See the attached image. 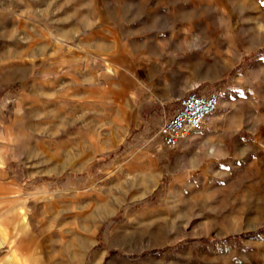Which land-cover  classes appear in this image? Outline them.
<instances>
[{
	"label": "rangeland",
	"instance_id": "obj_1",
	"mask_svg": "<svg viewBox=\"0 0 264 264\" xmlns=\"http://www.w3.org/2000/svg\"><path fill=\"white\" fill-rule=\"evenodd\" d=\"M0 264H264V0H0Z\"/></svg>",
	"mask_w": 264,
	"mask_h": 264
},
{
	"label": "built area",
	"instance_id": "obj_2",
	"mask_svg": "<svg viewBox=\"0 0 264 264\" xmlns=\"http://www.w3.org/2000/svg\"><path fill=\"white\" fill-rule=\"evenodd\" d=\"M220 99V92L201 94L190 91L182 96L174 114L160 128L164 145L177 148L192 132L202 130L217 111Z\"/></svg>",
	"mask_w": 264,
	"mask_h": 264
},
{
	"label": "bare ground",
	"instance_id": "obj_3",
	"mask_svg": "<svg viewBox=\"0 0 264 264\" xmlns=\"http://www.w3.org/2000/svg\"><path fill=\"white\" fill-rule=\"evenodd\" d=\"M219 106H220V104H219ZM219 108H220V107H218V109H219ZM218 109H217V110H218ZM216 112H217V111H216ZM216 112H215V113H216ZM212 117H213V116H212ZM210 120H211V119H210Z\"/></svg>",
	"mask_w": 264,
	"mask_h": 264
},
{
	"label": "crops",
	"instance_id": "obj_4",
	"mask_svg": "<svg viewBox=\"0 0 264 264\" xmlns=\"http://www.w3.org/2000/svg\"><path fill=\"white\" fill-rule=\"evenodd\" d=\"M215 120V119H214Z\"/></svg>",
	"mask_w": 264,
	"mask_h": 264
}]
</instances>
